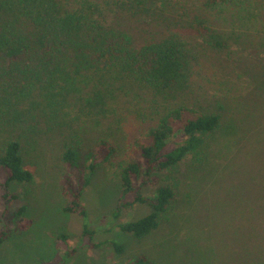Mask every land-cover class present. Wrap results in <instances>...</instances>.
Segmentation results:
<instances>
[{"label":"rangeland","instance_id":"1","mask_svg":"<svg viewBox=\"0 0 264 264\" xmlns=\"http://www.w3.org/2000/svg\"><path fill=\"white\" fill-rule=\"evenodd\" d=\"M92 2L107 11L110 23L133 37L137 48L173 35L189 42L195 55L189 85L173 104L200 113L220 111L223 126L207 149L204 165L187 161L160 175L162 183L172 186L176 194L160 228L142 240L124 232L121 225L139 220L153 209L148 204H132L135 195H130L125 200L129 206L114 216L122 194L117 166L101 165L93 181L91 177L86 184L87 166L92 163H86L87 154L97 148L100 136L92 122L80 124L79 168L62 162L64 137L48 133L39 139L33 135L35 146L27 147L25 157L34 182L14 183L7 189V174L0 170V232L9 234L0 247V264H133L139 256L155 264H264V81L253 84L244 72L264 64V57L255 53L257 43L264 39V0H234L249 10L250 18L258 13L246 28H240L239 18H233L241 5L236 8L230 2L222 14L210 11L208 0ZM256 27L262 32L254 30ZM206 28L226 36L234 47H243L247 39L241 35L254 46L245 45L249 54L241 65L231 64L221 59L229 57L227 53L219 56L203 45L199 29L206 33ZM16 56L11 52L7 60ZM245 94L247 99L242 98ZM138 98L130 96L118 106L117 116L114 111L110 115L121 124L106 135L120 147L121 154L146 128L137 117L141 109ZM101 123L99 129L104 130L114 122ZM1 146L2 142L0 155ZM65 187L82 191L86 217L64 211ZM7 190L18 195L9 204L4 200ZM142 191L151 197L156 188L146 185ZM23 207L27 211L19 215ZM23 219L32 221L27 231L21 228ZM85 223L94 236H83ZM114 242L125 246L123 253L115 250Z\"/></svg>","mask_w":264,"mask_h":264},{"label":"trees","instance_id":"2","mask_svg":"<svg viewBox=\"0 0 264 264\" xmlns=\"http://www.w3.org/2000/svg\"><path fill=\"white\" fill-rule=\"evenodd\" d=\"M229 2L236 8L241 5L233 17L239 18L240 28L258 17L256 13L250 18L249 10L234 0H208L206 6L222 14ZM254 30L262 32L259 27ZM199 32L203 45L219 56L227 53L229 57L221 59L231 64L241 65L249 54L245 45L254 46L246 35H241L247 39L243 47H234L215 29ZM257 44L258 51L251 47L252 51L264 57V39ZM11 52L17 56L8 61ZM194 59L190 43L180 35L137 48L133 37L110 23L107 11L92 0H0V170L7 174L6 188L34 182L25 157L27 147L35 146L33 135L64 137L62 162L79 168L80 124L90 121L100 136L97 148L87 154L86 163H92L87 166L86 184L91 177L93 181L101 165L117 166L122 194L114 216L129 206L126 198L135 195L132 204H148L153 211L121 229L138 240L151 236L160 228L176 194L172 186L162 183L160 175L187 161L204 165L207 149L223 126L220 111L200 113L173 104L189 85ZM261 66L244 71L253 84L264 81ZM132 95L139 96L137 117L146 128L125 147L123 155L106 134L121 124L117 117L110 119L111 113L117 116L118 106ZM101 120L114 123L102 130ZM146 185L156 188L153 196L144 195ZM62 195L65 212L86 217L82 191L65 187ZM17 198L9 190L4 195L7 204ZM26 211L23 207L18 214ZM31 225L32 221L23 219L21 228L27 231ZM84 235L94 236L87 223ZM8 237L7 232H0V247ZM112 244L118 253L124 252L125 246ZM133 264L155 262L139 256Z\"/></svg>","mask_w":264,"mask_h":264}]
</instances>
